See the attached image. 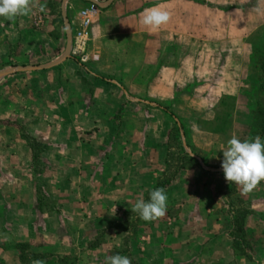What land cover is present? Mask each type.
I'll list each match as a JSON object with an SVG mask.
<instances>
[{
    "label": "crops",
    "instance_id": "crops-1",
    "mask_svg": "<svg viewBox=\"0 0 264 264\" xmlns=\"http://www.w3.org/2000/svg\"><path fill=\"white\" fill-rule=\"evenodd\" d=\"M158 4L171 18L151 31ZM89 8L85 53L62 58ZM262 56L264 0H31L0 18V71L17 69L0 77V264H105L90 234L170 176L166 214L136 215L131 264H264L246 253L264 250V181L244 191L221 168L258 117Z\"/></svg>",
    "mask_w": 264,
    "mask_h": 264
},
{
    "label": "clouds",
    "instance_id": "clouds-1",
    "mask_svg": "<svg viewBox=\"0 0 264 264\" xmlns=\"http://www.w3.org/2000/svg\"><path fill=\"white\" fill-rule=\"evenodd\" d=\"M30 11L31 0H0V18L4 20L11 21ZM170 18V11L158 4L144 9L140 24L148 30L155 31L167 25ZM222 154L221 168L227 182L241 186L244 191H250L259 182L264 181V139L260 136L243 141L233 136L223 148ZM167 201L165 190L156 188L150 190L147 200L143 196L138 198L131 211L137 213L145 222L155 221L166 214ZM105 264H131V259L117 253L107 256Z\"/></svg>",
    "mask_w": 264,
    "mask_h": 264
},
{
    "label": "rangeland",
    "instance_id": "rangeland-1",
    "mask_svg": "<svg viewBox=\"0 0 264 264\" xmlns=\"http://www.w3.org/2000/svg\"><path fill=\"white\" fill-rule=\"evenodd\" d=\"M57 19V18H56ZM262 60L264 59L263 56L261 57ZM262 64V63H261ZM263 83V80H262ZM248 100L250 105H252V108L256 110L257 118L261 119L263 116L259 114V109H264V88L261 87L258 89V91L254 95H247ZM255 122V121H254ZM254 122L251 124V126L245 127L244 123H242L239 126V129L241 131V134L243 135V138L240 140H252L254 135ZM244 130L247 132V135H245ZM249 130V131H248ZM246 137V138H245ZM136 215L138 216L137 213H127L126 216H124L121 219H118V222L112 221L109 223V226L106 229H103L99 232H94L91 235L92 240L91 243L92 245H101L104 244L106 245V252L102 251L101 252V257L102 259H105L107 256L115 255L117 253H121V251H124V254L128 256L129 258L131 257L129 255V250L127 249L128 242L133 238L134 236V231H135V222L137 220ZM121 224V225H120ZM120 225V226H118ZM120 244V250H117L116 248H113L112 246H119ZM120 251V252H118ZM239 251H237L238 253ZM246 253H251L252 255L254 254L255 257H262L264 256V250H246ZM94 254V253H93ZM99 255V256H100ZM98 254L97 255H92L91 258H97L98 259ZM132 259V258H130Z\"/></svg>",
    "mask_w": 264,
    "mask_h": 264
},
{
    "label": "built area",
    "instance_id": "built-area-1",
    "mask_svg": "<svg viewBox=\"0 0 264 264\" xmlns=\"http://www.w3.org/2000/svg\"><path fill=\"white\" fill-rule=\"evenodd\" d=\"M96 8H89L81 10L78 13V24L76 30L72 35L71 43L69 46V55L72 57L83 56L85 53L87 43H88V29L91 24L92 16L95 13ZM43 16L42 14H37L34 19L35 26L39 27L42 25Z\"/></svg>",
    "mask_w": 264,
    "mask_h": 264
},
{
    "label": "trees",
    "instance_id": "trees-1",
    "mask_svg": "<svg viewBox=\"0 0 264 264\" xmlns=\"http://www.w3.org/2000/svg\"><path fill=\"white\" fill-rule=\"evenodd\" d=\"M50 4H52L55 7V4L53 2H51ZM52 5H51V7H52ZM258 112H259V114H261L263 116V118H261V119L257 118L255 120V122H254V125H253L254 126V133H253L254 137H256V136H260L261 137L263 135V133H264V109H259ZM174 131L177 133L178 132V128L175 127ZM177 140H178V142H177ZM174 141L179 146L178 136L176 138H174ZM192 161H193L192 158L187 159V162H192ZM171 180H172L171 176L163 178V180L160 181L159 183H157V185L152 190H154L156 188H163L164 189L166 186H168L171 183ZM244 215H245L244 211H242L241 213L237 212L236 216L233 218V220H232L233 225H235L237 229L238 228L240 229L242 227V222H243V219H244ZM238 253L244 254L243 251H239ZM21 254H22V252H21ZM20 256H21V259H22L23 258L22 255H20Z\"/></svg>",
    "mask_w": 264,
    "mask_h": 264
},
{
    "label": "water",
    "instance_id": "water-1",
    "mask_svg": "<svg viewBox=\"0 0 264 264\" xmlns=\"http://www.w3.org/2000/svg\"><path fill=\"white\" fill-rule=\"evenodd\" d=\"M70 43H71V36H70V32H69L67 47H66L65 52L63 53L62 58L69 57V46H70ZM15 70H17V69H15V68L4 69V70L0 71V77L6 75L8 73H11V72H13Z\"/></svg>",
    "mask_w": 264,
    "mask_h": 264
}]
</instances>
